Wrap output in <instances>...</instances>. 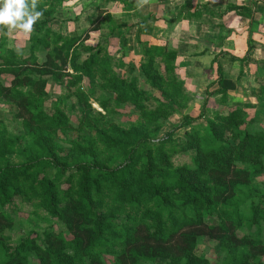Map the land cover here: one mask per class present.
<instances>
[{"label":"trees","instance_id":"obj_1","mask_svg":"<svg viewBox=\"0 0 264 264\" xmlns=\"http://www.w3.org/2000/svg\"><path fill=\"white\" fill-rule=\"evenodd\" d=\"M62 3L39 0L43 16L26 49L0 38V103L17 123L11 120L14 131L0 116V264H264V190L255 182L264 174V129L241 104L229 105L238 83L225 77L222 59L212 60L216 89L191 117L177 50L138 37L140 60L127 66L91 37L103 22L106 36L128 31L125 21L103 8L90 28L64 33L53 28ZM227 61L239 65L236 80L254 63L247 56ZM256 78V114L264 116V63ZM50 81L67 93L54 97ZM112 106L116 113L131 107L136 119L110 121ZM181 155L189 162L176 165ZM14 203L32 208V225L16 240L6 210ZM42 214L59 228L37 233L36 221H49ZM200 237L214 244L217 262L197 253Z\"/></svg>","mask_w":264,"mask_h":264},{"label":"rangeland","instance_id":"obj_2","mask_svg":"<svg viewBox=\"0 0 264 264\" xmlns=\"http://www.w3.org/2000/svg\"><path fill=\"white\" fill-rule=\"evenodd\" d=\"M126 1L130 2L133 5L132 7H134L132 10H130L131 8L127 10L129 11V14H124L125 11L122 9V4L120 0L114 1L112 5H108V6H104L101 0H63L61 7L58 8L60 14L57 15L53 28L54 29L60 28V30L64 33L75 32L79 34L83 32L85 29L91 27L89 21L95 20L97 18V14L100 12L101 9L103 8H104L103 10L107 9L106 11L110 12V14H112L116 19L125 21L127 25L130 26V29L128 31L121 29L118 35L106 36L109 35L108 34L109 31L106 27V22H103L100 26L99 31L91 33V37L93 40L92 43L94 44V46L97 44L105 46L107 52L111 56H113L115 60L122 57L123 63L127 66L128 65L136 66L138 65V61L140 60L139 55L135 53L139 49L138 46L139 43L137 42L138 37L140 42L147 41L148 43H150V40L154 38L156 41L151 40V42L156 43L160 41H164V42L168 41L169 46H175L176 44L179 43V42L178 43L173 42L172 39L169 38V36L171 37L174 36V34L170 32V28H169L170 21L174 16L173 14L176 15V13L179 10H181L180 6L185 3L186 4L189 3L190 0H171V3L168 5L167 10H171L172 8H174V10L171 12L172 14L170 16L168 15L166 16L164 12H156V13L152 12L150 10V6L148 2L141 6L140 4H138L137 0H126ZM190 10L189 8H185L183 13H186L187 11L189 12ZM222 11L218 13L225 12L224 10ZM155 15H156V20H153V17H155ZM125 16H129V17H125ZM62 18H64L65 20L63 21ZM142 20H145V24L141 28V26H139L140 25L139 22H141ZM201 20H203V18L200 19L199 21ZM59 21L61 22V24ZM199 21L191 17L189 19V27L186 28L187 31H184V29L181 31L180 30H176V31L177 32L180 31V36L185 41H189L190 43L193 42L196 43L197 38L195 34L197 33L195 30L196 28L195 24ZM137 24L139 25L137 26ZM151 28L153 29L152 36L149 35ZM222 30L223 29L221 28V31ZM5 32H7V29L0 30V38L1 37L6 38L8 47L14 48L16 51H21V49H26L29 46L30 42L28 40V37L30 34L24 35L13 31L5 35L4 34ZM183 39L182 41H184ZM191 49L192 48H189L190 51H192ZM183 56H185V54ZM226 57L227 60L228 58H230L228 56ZM178 59H177V63L180 67L178 69V74L181 79H185L184 82V85H186L185 90L186 92H188V95H190L189 96L190 101L184 113L190 115L191 117H197L200 113V105L203 97L207 95L208 91L212 90L213 88L214 89L216 88V86L212 87L210 85L213 79L217 77V74L215 72L216 70L215 68L214 69L211 68V63H212L211 56L200 60L201 63H198L197 65L195 61L187 59L185 57H181L179 60ZM251 61L254 60L252 59ZM256 61L258 62V64H256L257 67L253 68L254 69L253 71H255L256 74H253L250 65H246L244 67V71L247 74L244 73V78L243 77H241L240 79L237 78L236 82L238 83L239 86L238 87L236 86L235 89L236 93L231 92L229 97L232 102H236V103L243 102L242 106L248 113V117L249 120L251 121V124H254L255 122L258 124L259 127H262L264 129V116L256 114L257 107H256V103L253 101L254 95L259 92L258 83L256 82L258 78H256V76L261 68V65H263L264 63V59L257 58ZM225 67H227L226 64ZM235 76L233 73L232 76H230L229 81L232 83V85L234 83ZM2 78L4 79L5 82H8L10 81L11 76L3 75ZM242 85L246 87L244 91L239 89L242 87ZM85 87L83 88L85 91H87ZM144 88L145 90H149L148 86H144ZM47 91H49V93L54 95V97L62 93L63 94L67 93V91L55 85L51 81L47 85ZM95 96L98 97L99 94L96 93ZM192 97H194L193 100ZM50 100H53V98H50ZM47 103L49 104L50 101H48ZM70 103L71 101L68 102V104ZM92 105L96 110L101 111L103 113L102 109H100L96 103L93 102ZM208 106L209 107L212 106V101L209 102ZM9 110L10 108L6 104L0 103V116L5 118L6 124L10 129H14V131H16V129L14 128V123L15 126H17V123L15 120H13L12 117L13 112H10ZM130 111H131V107L126 106L124 109L121 110L120 113L119 112L116 113L113 111V106H112L107 114L108 117L110 118V121L128 126L131 125V123L134 122V120L136 119L134 113ZM74 113L77 115L76 111ZM75 114H71L70 116L71 121L74 123L77 122ZM11 120L14 123H12ZM179 120H180L179 116H174L171 119L172 123H178ZM197 123H199V121ZM168 129H169L168 126H166L161 136ZM183 131L184 130L176 131L175 136L181 137ZM70 135L75 136V134H70ZM173 161L176 165H180L189 162V159L188 157L181 155L176 157ZM255 182L262 190H264L263 173H260L255 178ZM6 210L9 212V214L12 215L14 221H16V231H14L12 234V238L16 240L20 235H22L23 233L25 234L28 231L27 229L31 227L32 224L27 223V217L32 212V208L26 204L17 205V203H14L8 206ZM42 218L47 219L48 217L47 215L42 214ZM48 220L49 221L47 222L36 221V224L33 227L34 230L37 233L41 234L44 231V229L48 227L54 226V229L59 228V226H57L54 220L49 218ZM209 222L211 223L212 220H209ZM214 247H215L214 244L208 238L200 237L197 245V253L200 254L201 252H203L204 254L207 255V258L210 260L211 263H215L219 260V258H217V254H216L217 250ZM262 260L264 261V257L262 258ZM111 261L112 258H108V262L110 263ZM162 263L163 262L161 260H156L153 264H162Z\"/></svg>","mask_w":264,"mask_h":264},{"label":"crops","instance_id":"obj_3","mask_svg":"<svg viewBox=\"0 0 264 264\" xmlns=\"http://www.w3.org/2000/svg\"><path fill=\"white\" fill-rule=\"evenodd\" d=\"M148 3L150 6V10L154 13L164 12L166 16H170L172 14L171 12L174 10V8H172L171 10H167L168 5L171 3V0H148ZM112 4L113 3H111L110 5ZM237 7L239 9H236ZM133 8L134 7H132L130 10H132ZM185 8H189V10L191 9V12L187 11L186 13H183ZM245 8L250 10V17L242 15V13L245 12V10H243ZM180 9L181 10H179L176 15L173 14L174 16L172 17L169 25L170 32L174 34V36H169V38H171L173 42L179 43L175 46H169L168 41H160L155 43L151 42V40L156 41L154 38H152L151 40L149 39L152 45H167L168 48L177 50V59L185 57L187 59L195 61L196 65L198 63H201L200 60L202 59L211 56L213 60L215 56L218 55L222 59L224 75L229 80L230 76H232V73L234 74V76L235 74L236 76L238 75L239 65L237 62L230 63L226 61V56H232L239 59L247 56L250 61L252 59L254 60L252 61L254 62V64L249 65L252 68L253 74H256V72L253 71V68L257 67V58L264 59V0H190L189 3L181 5ZM222 10H224L226 13H218ZM124 11V14H129V11ZM193 13H196L195 17H192L195 18V20L199 21L203 18V20L195 24V30L197 33L195 34L197 38L196 43L185 41L180 36L181 30L184 29V31H187L186 28L189 27V19L191 18L190 15H192ZM176 18L177 20H175ZM153 20H156V15L155 17H153ZM221 28L223 29L222 31ZM176 30L180 31L177 32ZM152 31L153 29L151 28L149 34L151 36L153 34ZM182 39L184 41H182ZM189 48H192V51H190ZM222 53H226V56H222ZM184 54L185 56H183ZM225 64L227 65V67H225ZM216 67V63H211V68H215L216 70ZM244 73L247 74L243 68V78ZM236 76L234 82L236 81ZM215 79H213V81H215ZM183 80L185 81V79ZM239 89L244 91L246 87L242 85V87ZM213 90L214 88L209 92H212ZM231 92L236 93V90L228 92L229 96ZM257 94L258 93H256L253 98V101L256 103V105L257 101L255 96ZM193 99L194 97H192V100ZM208 101H212L211 108L216 107L213 98H208ZM242 103L243 102H232L229 97V105H242Z\"/></svg>","mask_w":264,"mask_h":264},{"label":"clouds","instance_id":"obj_4","mask_svg":"<svg viewBox=\"0 0 264 264\" xmlns=\"http://www.w3.org/2000/svg\"><path fill=\"white\" fill-rule=\"evenodd\" d=\"M137 2L142 6L148 0ZM38 4L39 0H0V30L7 29L5 35L13 31L30 34L35 23L43 16Z\"/></svg>","mask_w":264,"mask_h":264}]
</instances>
